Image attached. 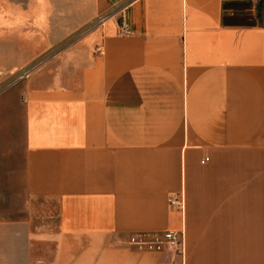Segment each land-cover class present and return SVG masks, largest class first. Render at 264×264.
I'll return each instance as SVG.
<instances>
[{
	"label": "crops",
	"instance_id": "1",
	"mask_svg": "<svg viewBox=\"0 0 264 264\" xmlns=\"http://www.w3.org/2000/svg\"><path fill=\"white\" fill-rule=\"evenodd\" d=\"M0 200V264H264V0H0Z\"/></svg>",
	"mask_w": 264,
	"mask_h": 264
},
{
	"label": "built area",
	"instance_id": "2",
	"mask_svg": "<svg viewBox=\"0 0 264 264\" xmlns=\"http://www.w3.org/2000/svg\"><path fill=\"white\" fill-rule=\"evenodd\" d=\"M99 22L102 23L106 18L100 16L98 18ZM119 30L123 35H130L132 33L129 25L121 19L118 20ZM41 62H35L24 68H21L17 75V80H21L27 78L32 72H34L39 66ZM170 204L182 206V202H177L175 200H170ZM133 242L138 246L140 249H147V250H162L164 244H168L176 249L178 252L182 253L183 251V241L184 235L182 232H175V231H166L163 233H143L137 234L132 239Z\"/></svg>",
	"mask_w": 264,
	"mask_h": 264
},
{
	"label": "rangeland",
	"instance_id": "3",
	"mask_svg": "<svg viewBox=\"0 0 264 264\" xmlns=\"http://www.w3.org/2000/svg\"><path fill=\"white\" fill-rule=\"evenodd\" d=\"M18 75V74H16ZM15 207V202L9 201V200H0V222L8 221L9 219H17L19 216L15 215H8V211ZM42 219V218H41ZM46 221V220H45ZM34 238V237H33ZM44 240H50L52 239V234H44Z\"/></svg>",
	"mask_w": 264,
	"mask_h": 264
}]
</instances>
